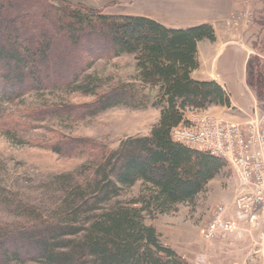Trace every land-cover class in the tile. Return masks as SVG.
Returning <instances> with one entry per match:
<instances>
[{"label":"trees","instance_id":"16d2710c","mask_svg":"<svg viewBox=\"0 0 264 264\" xmlns=\"http://www.w3.org/2000/svg\"><path fill=\"white\" fill-rule=\"evenodd\" d=\"M52 1V0H51ZM0 0V133L24 141L47 119L81 122L114 108L138 110L144 91L158 110L149 133L128 137L71 173L55 178L56 202L45 214L18 207L26 225H0V264H188L144 223L191 203L222 169V160L172 142L186 109L228 106L214 82L191 79L196 44L214 40L209 25L168 29L138 16L100 13L63 0ZM132 56L136 77L101 86L88 71L100 60ZM91 96L88 104L12 109L34 93ZM85 140L58 135L43 143L65 157L84 155ZM141 183L145 193L116 202Z\"/></svg>","mask_w":264,"mask_h":264},{"label":"rangeland","instance_id":"374dc122","mask_svg":"<svg viewBox=\"0 0 264 264\" xmlns=\"http://www.w3.org/2000/svg\"><path fill=\"white\" fill-rule=\"evenodd\" d=\"M63 1L78 5L77 7H92L106 15H126L149 11L145 0ZM255 1L252 2L251 7ZM169 13L168 9L161 10L164 17ZM171 15L172 12L166 18H170ZM136 73L132 56L100 60L88 71V75L99 80L101 86H105L109 81H112V84L118 81H132ZM249 83L251 84L250 79ZM252 84L258 92L259 87L264 85L260 82L258 75L253 77ZM144 94L149 100L138 110L114 108L81 122L47 119L40 124H31L38 128L28 130L24 134V141L20 143L12 142L0 133V225L16 227L26 225L28 221L25 215L22 216L18 211V207L21 206L33 207V209L30 208L32 213L45 214L47 209L56 202L57 185L54 183L56 177L60 174L71 173L87 164L88 161L92 162L101 151L108 152L116 149L120 141L125 138L147 135L155 124L158 110L151 106L154 92L146 90ZM93 100L91 96L79 93H34L16 102L12 109H39L52 103L80 105L91 103ZM201 111L204 110L188 109L187 118L194 114L215 116L207 111L204 113ZM263 112L264 107L261 109V113ZM217 119L224 120L220 117ZM58 135L72 140L87 141L84 155L60 156L42 146L48 140L57 138ZM222 163L223 167L218 175L191 203L177 205L167 213L152 212L151 218L146 217L144 223L153 226L160 242L173 249L188 264H257L251 260L253 258L251 252L254 250V243L258 240V233H254L252 237L231 234L210 243L200 238V231L213 209L219 205L231 208L237 195L235 174L229 164L224 161ZM144 193L142 184L137 183L125 189L115 201L126 205Z\"/></svg>","mask_w":264,"mask_h":264},{"label":"crops","instance_id":"0c3cea01","mask_svg":"<svg viewBox=\"0 0 264 264\" xmlns=\"http://www.w3.org/2000/svg\"><path fill=\"white\" fill-rule=\"evenodd\" d=\"M145 2L149 11L118 16L148 18L172 30L199 25H209L212 28L214 40H203L196 44L198 65L190 77L198 82H214L223 90L229 102L228 106L214 105L204 111L231 122H242L254 114H261L264 107V85L259 87L261 92H258L252 80L258 75L260 82L264 83V0L254 2L252 27L246 31L240 27L242 7L239 0ZM162 9L170 10L171 17L166 18L170 13L164 17ZM187 111L188 109L184 113V119ZM157 119L158 114L155 123ZM251 260L260 264L256 257Z\"/></svg>","mask_w":264,"mask_h":264},{"label":"built area","instance_id":"2783aa9c","mask_svg":"<svg viewBox=\"0 0 264 264\" xmlns=\"http://www.w3.org/2000/svg\"><path fill=\"white\" fill-rule=\"evenodd\" d=\"M253 1L239 0L244 31L253 22ZM170 138L226 162L236 177L237 195L231 208L219 205L213 209L200 231L201 240L210 243L231 234L252 237L258 233L251 255L264 264V112L242 122L194 114L173 128Z\"/></svg>","mask_w":264,"mask_h":264}]
</instances>
